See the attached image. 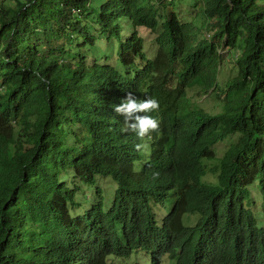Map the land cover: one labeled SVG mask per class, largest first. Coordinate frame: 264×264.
I'll return each instance as SVG.
<instances>
[{
    "label": "trees",
    "instance_id": "trees-1",
    "mask_svg": "<svg viewBox=\"0 0 264 264\" xmlns=\"http://www.w3.org/2000/svg\"><path fill=\"white\" fill-rule=\"evenodd\" d=\"M183 1L0 0V264H264V0ZM128 92L158 102L142 140Z\"/></svg>",
    "mask_w": 264,
    "mask_h": 264
},
{
    "label": "rangeland",
    "instance_id": "rangeland-1",
    "mask_svg": "<svg viewBox=\"0 0 264 264\" xmlns=\"http://www.w3.org/2000/svg\"><path fill=\"white\" fill-rule=\"evenodd\" d=\"M190 4H191V1L190 0H185L183 1L182 4H179L180 8L176 10L177 13L181 14V15H187L189 13L193 14L194 13V10L190 8ZM121 27L123 28H128V24H122L121 22ZM207 25L204 24V28L206 27ZM139 35H141V37L145 40V42L147 44H149L147 46V52H149V54L147 56L150 57V55H153V53H155V51L157 50L156 47L152 44V39H153V35L149 32V31H144V30H140L138 31ZM113 48L112 47H109V48H106V52L107 54L112 57L113 54H112V50ZM103 49H102V52H101V56L103 55ZM219 54H220V64H219V76H218V80L221 81V84H223L225 82V80L228 79V77L230 76H235V69L234 67L229 64L227 62V60L229 59V54H228V51L227 50H224L223 48H220L219 49ZM208 101H201L202 102V106L205 108V109H211V108H215V110H220V106L218 103L212 101V97H207ZM230 141H234L233 139H226L224 141V143H220L218 146H216V152H217V155L218 156H221L223 151L226 149L227 147V143L230 142ZM212 164H209L208 167H212L211 166ZM213 182V178H210ZM104 184H109L111 186V189H108L109 190H113L115 185L108 182L107 180H104V179H100L99 182H98V185H100L101 187H103V190L104 189ZM107 187V185H106ZM249 190L251 191L252 193V196H253V200H252V208L254 210V212H252L254 218L256 219V222H257V227L260 228V229H264V210L262 208V199H261V196H260V192H259V188H258V185L257 183H254L253 185H251L249 187ZM84 192H89V190H85ZM111 196V191L107 193V195H105L106 198H109ZM79 203H80V208L81 209H85L86 207L90 206L92 203H93V197L91 195L87 196V197H84L82 195V197H80V200H79ZM257 211V212H255ZM168 212V208L165 209V211L163 212L162 216H165ZM196 220V217L195 216H184V222L187 224V223H190L192 222V224L195 222ZM125 264H137L138 263V260L137 259H128V260H125L124 261ZM117 264H122L121 262H118Z\"/></svg>",
    "mask_w": 264,
    "mask_h": 264
},
{
    "label": "clouds",
    "instance_id": "clouds-1",
    "mask_svg": "<svg viewBox=\"0 0 264 264\" xmlns=\"http://www.w3.org/2000/svg\"><path fill=\"white\" fill-rule=\"evenodd\" d=\"M158 102L154 98H144L139 99L134 96L131 92H128L123 99L120 100L118 104L112 105L113 111L123 117V122L126 127L123 129L124 131L131 132L138 140H142L145 137H149L150 134L155 131L159 124L158 120L148 113L157 109ZM143 145L137 144L136 147L140 148ZM168 208V212L170 209V202L168 199L165 200L164 205L156 206L154 212H156L154 224L156 228H160L162 221L167 217L168 212L165 216H162L165 209ZM250 210L254 212L251 207ZM257 212V211H255ZM189 216V215H184ZM184 216L182 218V224L184 225H193L192 222L185 223ZM256 220V219H255ZM264 221V220H263ZM257 223V222H256ZM184 225V226H185ZM162 231H168L167 224L162 226L159 230H157V234Z\"/></svg>",
    "mask_w": 264,
    "mask_h": 264
}]
</instances>
